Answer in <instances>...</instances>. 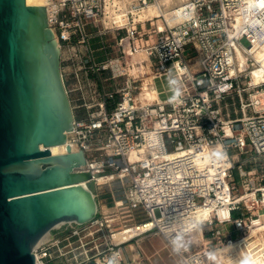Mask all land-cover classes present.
I'll return each instance as SVG.
<instances>
[{"label":"built area","instance_id":"built-area-1","mask_svg":"<svg viewBox=\"0 0 264 264\" xmlns=\"http://www.w3.org/2000/svg\"><path fill=\"white\" fill-rule=\"evenodd\" d=\"M54 1L75 126L63 144L79 143L88 163L75 169L91 170L97 201L112 203L33 249L35 264H152L137 241L155 234L174 264L264 263V108L243 95L264 84L249 77L264 0H183L169 16L162 0ZM156 3L161 13L142 18ZM138 52L151 70L132 72ZM149 88L158 97L141 98ZM235 95L241 112L231 115Z\"/></svg>","mask_w":264,"mask_h":264},{"label":"water","instance_id":"water-1","mask_svg":"<svg viewBox=\"0 0 264 264\" xmlns=\"http://www.w3.org/2000/svg\"><path fill=\"white\" fill-rule=\"evenodd\" d=\"M61 67L47 5L0 0V264H35L33 249L99 210L91 170L75 169L85 151L63 144L75 126Z\"/></svg>","mask_w":264,"mask_h":264},{"label":"rangeland","instance_id":"rangeland-1","mask_svg":"<svg viewBox=\"0 0 264 264\" xmlns=\"http://www.w3.org/2000/svg\"><path fill=\"white\" fill-rule=\"evenodd\" d=\"M166 6L169 7L170 5H166ZM243 41L245 44H248V41L246 39H244ZM91 42H92V45L96 47L99 45V38H94L91 40ZM63 56L64 58H66L67 54L64 53ZM105 58H106V54L102 50L97 51V60L102 61ZM140 62L142 64L145 63V61H140ZM62 65H63V68H71V65L68 62V60H64L62 62ZM104 73L107 74L109 73V71H106ZM250 76L252 75L249 72V77ZM157 83H158V87L162 88L159 80H157ZM260 89L261 91H263L264 84L262 87H249V89L245 93H243V95L246 101L254 103L255 108L263 109L264 108V94L258 92V90ZM239 100L240 99L237 95H235L233 99L229 98L226 100L225 108H227L228 111H230L231 115L241 112ZM233 152H236V151L234 150ZM236 172L238 174L237 170ZM92 183H93V189L98 191V187L96 183L95 182H92ZM98 201H99L100 209L102 208L106 209L107 206H110L112 203L111 200L109 199L106 200L105 198L104 199L98 198ZM107 210L110 211L111 209H106L105 211ZM137 244L141 247V249L144 251L146 255H151L150 260L152 264H174L180 261V258L169 255L170 250L164 246L165 244L164 238L161 235L155 234V235L144 236L143 238H140V240L137 241ZM156 250H159V252H156Z\"/></svg>","mask_w":264,"mask_h":264},{"label":"bare ground","instance_id":"bare-ground-1","mask_svg":"<svg viewBox=\"0 0 264 264\" xmlns=\"http://www.w3.org/2000/svg\"><path fill=\"white\" fill-rule=\"evenodd\" d=\"M28 3L31 4H44L48 6L49 12L52 13L55 8H57L58 4L54 0H27ZM165 1V2H164ZM183 0H162V2L166 3V5H172L174 2H181ZM109 8H111L109 6ZM168 7L166 6L165 9H163V12L166 14V16H169L167 13ZM161 13L159 4H153L149 8L145 9L143 12H141V17H149V16H155ZM254 56L258 60L257 66H255L251 71V84H259L261 82H264V43L261 44L260 46H255L254 49ZM147 55L144 52H138L134 54L133 56V62L135 61H145L147 60ZM239 59L241 62L244 63L245 61V55L240 49L239 52ZM151 62L148 59L147 63L141 64L139 67L135 64L134 67H132V72L138 73L139 69H141L143 72L151 70ZM150 79V77L145 78V87H147L146 80ZM258 92L264 94V89L263 91L258 90ZM141 98L145 97H150V98H156L158 97V91L156 88H149V89H143L142 92L140 93ZM262 98V97H261ZM60 145L62 144H54L51 146V149L53 153L58 154L60 153ZM254 264H264L262 262H255Z\"/></svg>","mask_w":264,"mask_h":264},{"label":"clouds","instance_id":"clouds-1","mask_svg":"<svg viewBox=\"0 0 264 264\" xmlns=\"http://www.w3.org/2000/svg\"><path fill=\"white\" fill-rule=\"evenodd\" d=\"M176 95H177V96L179 95V89H176ZM192 227H193V228L198 227V222H197V223H193V224H192ZM212 258L215 259V256L213 255ZM108 264H115V258H111V259H109ZM240 264H254V261L251 259V257H245V258L240 262Z\"/></svg>","mask_w":264,"mask_h":264},{"label":"crops","instance_id":"crops-1","mask_svg":"<svg viewBox=\"0 0 264 264\" xmlns=\"http://www.w3.org/2000/svg\"><path fill=\"white\" fill-rule=\"evenodd\" d=\"M112 54V56L114 57L115 56V54L114 53H111ZM110 56V55H109ZM142 63L140 62V65H141ZM114 68H116V66L114 65ZM131 246H135L134 244H132Z\"/></svg>","mask_w":264,"mask_h":264}]
</instances>
